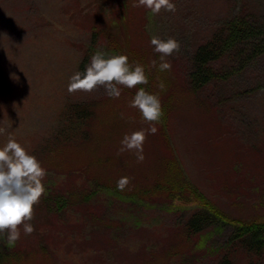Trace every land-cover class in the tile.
Returning a JSON list of instances; mask_svg holds the SVG:
<instances>
[{"label": "rangeland", "instance_id": "374dc122", "mask_svg": "<svg viewBox=\"0 0 264 264\" xmlns=\"http://www.w3.org/2000/svg\"><path fill=\"white\" fill-rule=\"evenodd\" d=\"M109 1L0 0V146L15 137L47 173L45 193L30 221L35 230L25 235L21 226L12 247L7 233H0V253L23 255L10 264H22L27 255L35 262L25 264L39 259L47 264H216L236 245L229 240L233 223L216 218L191 233L187 225L199 206L186 190L201 194L226 220H264V36L216 61L211 102L187 92L186 76L195 49L216 30L236 18L259 27L264 0H172L176 11L158 15L134 6L141 16L126 14L124 20L131 41L144 44L135 51L146 71L160 70L159 62L153 66L155 55L160 56L152 36L179 41L164 74L172 81L162 82V90L161 81L148 75L147 85L122 87L119 98L109 97L103 87L69 93L76 61L88 47L90 29L83 16L101 14L100 24L108 25L119 12L113 2L109 16ZM98 47L105 53L103 45ZM140 87L158 94L164 113L155 124L157 132L147 135L142 162L134 152L120 151L126 133L150 127L129 106ZM89 101L100 103L101 115L93 124L103 127L95 138L102 141L90 152L55 153L59 116L68 106ZM166 162L174 164V183L187 201L171 191L145 194L155 178L162 180ZM125 176L130 183L116 191ZM56 195L66 201L61 210L39 208L42 200ZM237 250L235 264H249Z\"/></svg>", "mask_w": 264, "mask_h": 264}, {"label": "trees", "instance_id": "16d2710c", "mask_svg": "<svg viewBox=\"0 0 264 264\" xmlns=\"http://www.w3.org/2000/svg\"><path fill=\"white\" fill-rule=\"evenodd\" d=\"M113 2L118 3L119 12L116 16L112 17V20L108 25L100 24V20L104 18L101 14L93 16L85 14L83 16L84 21L88 22L90 31L85 44L88 47L82 51L80 59L76 61V72L84 70L85 66L89 63L91 56L99 50V45L104 46L106 54H124L128 56L130 64H135L137 62L140 63L135 49L144 44L141 40L131 41L133 35L131 30L127 31L128 24L124 20L126 14L134 17L141 16L137 13L134 7L135 4H138V0L109 1L106 4L109 16L112 14L111 4ZM236 19L228 22L221 31L218 30L215 32L209 39L195 49L190 58V69L186 76V82H188L189 85L187 92L189 94L195 97L209 98V101L211 102L209 93L211 92L210 88L213 90L211 86L217 76V73L215 72L217 70L215 67L216 61L237 46L248 41L257 40L259 36H264V19L262 23L259 24V27L253 25L249 20L244 18L240 20ZM131 27L132 25H130L129 29H131ZM124 47H126V51L123 52ZM155 62L160 63V59L157 55H155ZM145 72L147 76L150 75L151 77H156L161 82L172 81L170 76L164 75L166 73L165 71L159 70L154 73H149L145 70ZM99 109L100 103L98 101H89L85 103L78 102L73 106H68L67 110L59 116L62 128L56 139L57 144L55 153H60L61 155L69 153L79 154L73 150L74 148L84 150V152L86 150L90 152L93 144L101 142L102 140L95 141V138L96 135H101L103 127H96L93 124L94 120H99L101 115ZM204 110L207 111V109ZM64 119L66 124H64ZM106 129L112 131V129ZM91 138L92 143L88 144V140ZM98 165L99 164L96 163L95 166L98 167ZM173 165L172 162L165 163L164 166L167 170H165V173L161 176L162 180L155 178L153 180L155 182V184H153V189H148L149 191L144 190L145 194L150 196L160 191L161 193L164 192L168 195V191H171L178 193L174 195H177V198L181 201H187L182 195L183 190L174 183L177 173ZM99 184V182L95 181L96 187ZM115 189H117V187H115ZM116 191L120 190L117 189ZM186 192L185 193L192 197L193 201L197 202L199 206L198 212L191 217L189 224L187 225V229L191 233H198L204 227L214 223L213 221H215L216 218L225 221V223H233L235 231L229 240L237 241L235 242L236 245L234 248L226 250V253L223 252L221 258L216 264H235L234 258L237 249L240 250L237 251L242 255H247V258H249V264H264V220H256L249 223L236 220H226L220 211L212 203L206 201L201 194L194 190H186ZM171 197L174 196L172 195ZM81 198H83V195L80 196V199ZM84 200L86 202L87 198ZM65 204L66 201L61 198V196L56 195L55 199L47 197L45 200H42L39 204V208L44 207L48 211L55 208L58 212L65 206ZM22 256H20V254L15 255L11 252L6 254L0 253V264L2 261H5L7 264H10L14 260L21 261L23 258ZM26 262L34 263L35 260L27 255L22 260V264H25ZM36 263L47 264L40 259Z\"/></svg>", "mask_w": 264, "mask_h": 264}, {"label": "clouds", "instance_id": "9594fccd", "mask_svg": "<svg viewBox=\"0 0 264 264\" xmlns=\"http://www.w3.org/2000/svg\"><path fill=\"white\" fill-rule=\"evenodd\" d=\"M134 6H143L152 15H158L162 10L176 11L172 0H138ZM150 43L160 56L159 69L170 70L171 63L167 57L179 51V41L174 37L165 39L154 35ZM155 64L153 61V66ZM148 82L142 64H130L124 54L109 55L98 50L83 71H77L69 78L67 91L91 93L103 87L109 97L119 98L122 87L133 89ZM160 88H164L162 82ZM129 106L138 109L150 127L126 133L121 140L120 151L134 152L138 162H142L144 142L149 133L157 132L155 124L163 117V108L158 94L143 87L138 88ZM46 174L37 157L30 154L15 137L9 136L6 143L0 146V233H7L9 247L19 240L21 226L25 235H31L35 230L30 221L34 217V206L45 193L43 180ZM129 183V177H121L117 181V189L122 191Z\"/></svg>", "mask_w": 264, "mask_h": 264}]
</instances>
